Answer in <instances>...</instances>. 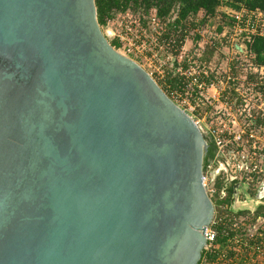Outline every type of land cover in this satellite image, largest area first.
Returning a JSON list of instances; mask_svg holds the SVG:
<instances>
[{
	"label": "water",
	"instance_id": "95a60500",
	"mask_svg": "<svg viewBox=\"0 0 264 264\" xmlns=\"http://www.w3.org/2000/svg\"><path fill=\"white\" fill-rule=\"evenodd\" d=\"M208 147L95 0H0V264H197Z\"/></svg>",
	"mask_w": 264,
	"mask_h": 264
},
{
	"label": "built area",
	"instance_id": "2783aa9c",
	"mask_svg": "<svg viewBox=\"0 0 264 264\" xmlns=\"http://www.w3.org/2000/svg\"><path fill=\"white\" fill-rule=\"evenodd\" d=\"M212 16L127 10L108 21V33L214 146L203 170L213 213L197 264H264V65L250 49L264 36V11Z\"/></svg>",
	"mask_w": 264,
	"mask_h": 264
},
{
	"label": "trees",
	"instance_id": "16d2710c",
	"mask_svg": "<svg viewBox=\"0 0 264 264\" xmlns=\"http://www.w3.org/2000/svg\"><path fill=\"white\" fill-rule=\"evenodd\" d=\"M97 8V20L100 26H103L115 16L116 12H125L130 10L137 12L141 7L145 12L155 9L158 16L166 17L172 9L178 8V18L183 19L188 14H195L198 11H204L206 15H214L220 6H227L231 9L239 10L245 8L248 10L260 9L264 11V0H95ZM132 10H131V9ZM113 40L111 45H116ZM253 59L257 65H264V36H255L250 44ZM168 83L173 84L174 79L168 77ZM210 157L214 153V146L208 148Z\"/></svg>",
	"mask_w": 264,
	"mask_h": 264
},
{
	"label": "rangeland",
	"instance_id": "374dc122",
	"mask_svg": "<svg viewBox=\"0 0 264 264\" xmlns=\"http://www.w3.org/2000/svg\"><path fill=\"white\" fill-rule=\"evenodd\" d=\"M130 9H131V8H130ZM131 10H132V9H131ZM138 11H141V12H143V13L145 12L143 7H141L140 9H138L137 12H138ZM132 12H133V10H132ZM123 13H124V12H116V13H115V16H114L112 19L114 20V19L117 18V17H121V15H122ZM134 13H136V12H134ZM112 19H110L109 22H110V21H113ZM111 23H112V22H111ZM100 28H101L103 34L105 35V37L107 38V40L111 43V42L113 41V38H114V37L108 33V31L110 30V25L108 24V21H107V23H106L105 25L100 26ZM145 67H146V66H145ZM147 69H149V70H151V71H154L153 68H147ZM153 77L155 78V76H153ZM155 79H156V78H155ZM158 84L161 85V84L159 83V81H158Z\"/></svg>",
	"mask_w": 264,
	"mask_h": 264
},
{
	"label": "crops",
	"instance_id": "0c3cea01",
	"mask_svg": "<svg viewBox=\"0 0 264 264\" xmlns=\"http://www.w3.org/2000/svg\"><path fill=\"white\" fill-rule=\"evenodd\" d=\"M228 9H230V8L227 7V6H220V7L217 9L215 15H222V16H225V11L228 10ZM211 17H213V16H211ZM221 29H222V26L220 25V26L218 27V30H221ZM205 56L211 58V57H216L217 55H215L214 52H213L212 50H208V51L206 52ZM167 82H168V78H167Z\"/></svg>",
	"mask_w": 264,
	"mask_h": 264
},
{
	"label": "flooded vegetation",
	"instance_id": "af4514ba",
	"mask_svg": "<svg viewBox=\"0 0 264 264\" xmlns=\"http://www.w3.org/2000/svg\"><path fill=\"white\" fill-rule=\"evenodd\" d=\"M209 147L212 148V144L211 143H209ZM209 157H210V154H209V152H207V155H206L205 161H204L205 163L207 162V160H208Z\"/></svg>",
	"mask_w": 264,
	"mask_h": 264
}]
</instances>
